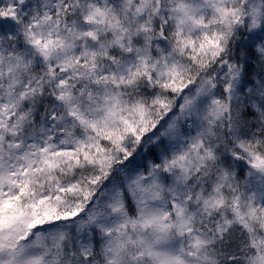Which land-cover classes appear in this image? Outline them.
I'll use <instances>...</instances> for the list:
<instances>
[{"label": "snow or ice", "instance_id": "obj_1", "mask_svg": "<svg viewBox=\"0 0 264 264\" xmlns=\"http://www.w3.org/2000/svg\"><path fill=\"white\" fill-rule=\"evenodd\" d=\"M0 264H264V0H0Z\"/></svg>", "mask_w": 264, "mask_h": 264}]
</instances>
